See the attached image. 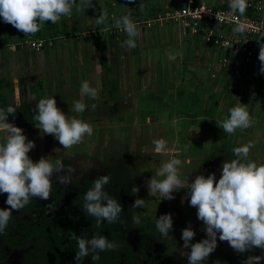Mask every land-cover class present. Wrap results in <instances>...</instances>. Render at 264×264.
Segmentation results:
<instances>
[{
	"label": "crops",
	"instance_id": "obj_1",
	"mask_svg": "<svg viewBox=\"0 0 264 264\" xmlns=\"http://www.w3.org/2000/svg\"><path fill=\"white\" fill-rule=\"evenodd\" d=\"M187 1L92 0V7L77 11L74 6L71 17L62 16L55 24L45 22L44 27L30 37H25L15 27H2L6 23L0 17V108L2 94L6 102L15 106L18 91L19 108L24 112L31 104L36 107L38 100L54 96L63 112L89 122L94 129L91 136H86L69 151H94L93 145L97 141L105 146L114 137L115 129L122 126L133 128V137L138 139L141 129L143 133L144 127L149 125L157 133L156 139L168 141L172 154L178 151L179 159L191 161L180 167L183 180L208 154L223 148L233 152L234 141L230 140L235 137L238 146L253 141L255 146L250 149L248 159L264 163V98L259 91L264 84L261 62L257 59L247 63L243 53L232 48L218 49L211 41L216 34H227L231 29L202 21L199 32L194 33L182 23L160 21L151 28L139 27L140 36L133 49L122 46L127 34L95 33L109 27L113 15L119 18L130 14L134 21L151 19L168 9L183 6ZM194 3L230 9L229 0H212V3L194 0ZM101 7L107 10L109 19L105 24L97 25L96 16ZM252 11L251 0H247L244 13ZM3 31H9L12 36L8 50L2 49L5 46ZM79 32L83 33L84 39H76L75 34ZM236 35L242 37L239 33ZM31 38L51 40L52 45L36 50L22 44ZM246 39L257 50L264 43L261 38ZM169 53L179 55L175 60H169ZM224 58L228 62L224 63ZM85 80L98 89L100 99L84 97L88 107L84 113L77 114L71 109L74 101L81 99L80 86ZM93 103L98 105L95 110L91 107ZM239 103L246 104L255 124L226 134L217 122L225 119L229 109ZM137 110H141V117L132 114ZM127 112L130 117L125 115ZM158 127L163 132H159ZM25 135L35 144L30 152L35 151L40 141L39 133ZM4 138L0 133V142ZM203 141L222 144L215 152L211 149L204 154L197 148L204 145ZM90 143L93 145L89 146ZM153 147V143L142 146L145 154H154L158 169L171 155L158 156L152 152ZM174 196L172 200L167 199L168 213L172 215L173 225L178 226L171 231L182 235L189 222L194 231L201 229L202 221L197 219V211L189 204L187 189L175 191ZM209 258L207 264L212 263Z\"/></svg>",
	"mask_w": 264,
	"mask_h": 264
},
{
	"label": "clouds",
	"instance_id": "obj_2",
	"mask_svg": "<svg viewBox=\"0 0 264 264\" xmlns=\"http://www.w3.org/2000/svg\"><path fill=\"white\" fill-rule=\"evenodd\" d=\"M74 6L77 11H84L92 7V0H79V4L77 0H0V17L5 23L24 33L25 37H30L39 32L45 22L55 24L62 16L71 17ZM229 8L233 13L239 12L243 16L247 0H229ZM108 19L107 10L101 7L100 14L96 16V24H105ZM111 19L113 27L127 34L128 38L122 46L135 48L140 30L131 15L125 14L119 18L113 15ZM247 28V24L239 22L233 31L242 34ZM177 55L179 54L169 53L168 59L175 60ZM258 59L261 62L260 72L264 73V43L260 45ZM16 95L15 106L0 108V133L5 137L0 142V194H7L5 203L8 205L7 208H0V233L6 230L12 213L24 208L32 198L48 200L51 197V177L54 173L73 171L66 170L60 159L53 163L47 157H41L34 162L29 157L28 153L35 147L34 141L28 140L23 129L8 120L9 114L14 115L19 108L18 91ZM80 95L81 99L74 101L71 109L77 114L84 113L88 107L84 97L96 101L100 99L98 89L92 87L87 80L81 82ZM97 106L96 103L91 105L93 110ZM33 118L38 122L35 126L42 134L53 135L64 149L80 144L94 131L89 122L63 112L57 106L54 96L38 100ZM254 124V118L249 114L246 104L242 103L229 109V115L217 122L218 127L229 135L237 129H247ZM153 145L152 152L156 155H171V158L162 161L155 175L147 180L149 194L154 196L159 193L160 200H172L175 198V191L187 189L189 204L196 208L197 219L203 222L206 238L196 243H191L196 235L191 222L182 230L183 249L190 248V251L180 254L187 257V264H203L216 249L218 234L220 241H227L238 253L254 248L264 250V163L258 164L248 159L250 149L255 146L253 141L233 149L236 158L222 163L218 181L215 173H201L190 183L189 180L181 179L180 167L191 161L179 159L178 151L172 154V149L164 138L154 140ZM110 180V174L99 175L84 194L83 210L87 216L95 218L97 227L105 220L108 223L118 221L123 211L121 203L105 191V185ZM57 181L64 185L70 184L71 175H59ZM138 191V187L133 188V194ZM133 207L144 208L145 199L137 197ZM133 220L137 224L140 222L139 217H133ZM156 228L162 236H168L173 228L171 213L160 215L156 219ZM117 247L115 242L104 235H93L87 239L79 236L74 259L76 264H83L84 258L94 253L90 257L96 262L99 255L95 253L115 251ZM248 259L251 264H260L264 260V253Z\"/></svg>",
	"mask_w": 264,
	"mask_h": 264
},
{
	"label": "flooded vegetation",
	"instance_id": "obj_3",
	"mask_svg": "<svg viewBox=\"0 0 264 264\" xmlns=\"http://www.w3.org/2000/svg\"><path fill=\"white\" fill-rule=\"evenodd\" d=\"M35 108L32 104L27 111L21 110L19 127L24 134L39 133V142L35 151L28 153L35 162L47 157L51 162L60 159L68 171L54 173L53 184L48 200L32 198L19 211L12 213L3 233H0V264H76L77 237L91 238L104 235L118 247L115 251H98L99 260L93 262L85 257L83 264H187L183 249L182 235L171 230L168 236H162L156 228V219L168 213L167 199H161L157 193L151 196L147 188L149 180L157 170L154 154H145L140 150L95 154L94 151L64 149L53 135L42 134L35 124ZM104 151V150H103ZM137 152V153H136ZM144 153V154H143ZM233 152L225 148L208 154L200 165L187 173L189 183L196 175H208L212 168L216 179L220 178L222 163L235 159ZM111 175L105 191L122 205L121 217L114 223L102 221L96 226L95 218L87 216L83 210L84 194L90 189L99 175ZM59 175H71L70 184L57 181ZM138 193L133 194V188ZM145 199L144 208H134L136 198ZM7 194H0V208H7ZM195 211L196 208L194 209ZM133 217H139V224ZM177 224L173 228L178 227ZM182 227L181 224H178ZM202 228L196 230L191 243L206 238ZM264 250L254 248L244 253L236 252L227 241H220L210 254V264H251V256L261 255ZM203 262V264H207ZM264 264V260L260 261Z\"/></svg>",
	"mask_w": 264,
	"mask_h": 264
},
{
	"label": "built area",
	"instance_id": "obj_4",
	"mask_svg": "<svg viewBox=\"0 0 264 264\" xmlns=\"http://www.w3.org/2000/svg\"><path fill=\"white\" fill-rule=\"evenodd\" d=\"M251 8L253 14L244 13L243 16L239 12L233 13L231 9L217 8L208 5H195L194 0H188L187 3L180 7H174L166 10L164 13L157 15L151 19L136 20L138 27L151 28L157 22H172L182 23L190 28L192 32L198 33L200 22L208 21L220 27H227L231 29L230 33H219L211 38L212 44L220 49L232 48L236 52L243 53L244 61L253 63L259 56V50L254 48L247 42L246 38H261L264 40V18L261 13L264 11V0H251ZM218 17V18H217ZM243 22L248 25L247 31L239 33L242 37L236 35L233 29L237 23ZM101 34L108 36H116L126 34L112 25L103 29ZM23 45L40 50L46 46L52 45V41L43 38H31L25 40ZM13 49L14 46H11ZM224 63L228 62L224 58ZM261 96L264 98V84L259 89Z\"/></svg>",
	"mask_w": 264,
	"mask_h": 264
},
{
	"label": "rangeland",
	"instance_id": "obj_5",
	"mask_svg": "<svg viewBox=\"0 0 264 264\" xmlns=\"http://www.w3.org/2000/svg\"><path fill=\"white\" fill-rule=\"evenodd\" d=\"M209 2L212 3V0H209ZM263 12L261 13V17L262 18H264ZM0 25H2V24L0 23ZM110 25H112V24H110ZM6 26L8 28H13V26L11 24H8V23L3 25L2 27L6 28ZM42 27H44V26H42ZM101 31L100 30H96L95 31V33H97L96 35H99L101 33ZM85 33H87V32H85ZM3 34H4L3 35V38H4L3 40L5 42V43L3 42V45H5V46H2L3 47L2 49L8 50V46L10 45L9 42L11 41V37L12 36H11L9 31H3ZM5 34H7V35H5ZM75 35H76V39H77V37H79V39L81 38V40L84 39V35H83L82 32L76 33ZM3 89H4V91H2V92L5 93V88L3 87ZM41 94H42V91H41ZM141 113H142L141 110H137L135 113H132V114L136 115V117H139V116L141 117ZM125 115L128 116V117L131 116V114L129 115L128 112ZM158 129H159V132L160 131L163 132L161 127L160 128L158 127ZM140 134L141 135H140V137L138 139L134 138L133 137V128H131L130 126H122L120 128L115 129V135L110 140L109 144L103 146V145L100 144L101 143L100 141H97L95 143V145H93L92 143H90L88 145L89 146H91V145L95 146L94 147L95 154H104L105 152H106L105 154H107V153L112 154L115 151L116 152H127V151L131 152L133 150H137L139 152V154H141L140 150L143 151L142 146L144 144L152 145L153 141L156 139V134L157 133H155L154 130L152 131L151 130V126L148 125V126L144 127L143 133H142V129H141ZM158 135H159V133H158ZM236 140H237L236 137L234 139L230 140L231 142L234 141V148H235V145H236L235 143H237V142H235ZM228 142H226V143H228ZM214 143L210 142V144H209L208 142H204L203 141L204 145L201 146V147L197 146V148H198V150L200 152H203L204 154L208 153L211 149L212 150L214 149L213 152H215V148L219 144H222V142H220L219 144H215V145H214ZM229 146H231V143H229ZM236 146H238V145H236Z\"/></svg>",
	"mask_w": 264,
	"mask_h": 264
},
{
	"label": "water",
	"instance_id": "obj_6",
	"mask_svg": "<svg viewBox=\"0 0 264 264\" xmlns=\"http://www.w3.org/2000/svg\"><path fill=\"white\" fill-rule=\"evenodd\" d=\"M21 116H22L21 109L17 108L15 116L11 120H9V122L14 123L17 126L18 122L21 119ZM208 173H213L212 168H209Z\"/></svg>",
	"mask_w": 264,
	"mask_h": 264
},
{
	"label": "trees",
	"instance_id": "obj_7",
	"mask_svg": "<svg viewBox=\"0 0 264 264\" xmlns=\"http://www.w3.org/2000/svg\"><path fill=\"white\" fill-rule=\"evenodd\" d=\"M247 14H253V11L252 12H247ZM2 95H1V101H2V104L1 105H2V109H6L9 105H13V104H9L8 102H6L5 101V98H4V95L3 96ZM14 116H15V114L14 115L13 114H9L8 120H11Z\"/></svg>",
	"mask_w": 264,
	"mask_h": 264
}]
</instances>
